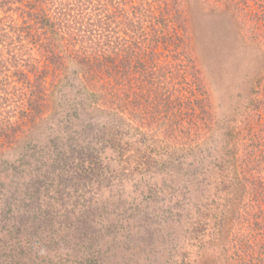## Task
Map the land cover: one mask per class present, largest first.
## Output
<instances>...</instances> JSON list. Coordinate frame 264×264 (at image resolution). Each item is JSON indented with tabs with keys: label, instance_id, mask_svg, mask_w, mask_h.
<instances>
[{
	"label": "rangeland",
	"instance_id": "1",
	"mask_svg": "<svg viewBox=\"0 0 264 264\" xmlns=\"http://www.w3.org/2000/svg\"><path fill=\"white\" fill-rule=\"evenodd\" d=\"M127 1L130 12L137 0ZM149 1L141 59L166 106L139 77L116 85L72 62L48 74L30 126L8 80L4 124L27 128L0 137V264L264 259V205L251 187L264 182V0Z\"/></svg>",
	"mask_w": 264,
	"mask_h": 264
},
{
	"label": "trees",
	"instance_id": "2",
	"mask_svg": "<svg viewBox=\"0 0 264 264\" xmlns=\"http://www.w3.org/2000/svg\"><path fill=\"white\" fill-rule=\"evenodd\" d=\"M12 4L19 7L14 8ZM120 6V0H0V137L11 138L27 128L22 120L15 126L4 124V114L13 108L11 98L6 97L12 85L8 80L16 82L11 95L20 93L22 107L19 110L20 104L16 102L15 111L22 119L28 116L31 126L41 117L47 104L48 74L54 76L72 62L82 71L93 68L95 76L108 74L116 85H121L127 75L139 77L141 84L137 86L141 90L147 88L152 94L158 93V104L166 106L168 96L160 86L163 84L148 80L153 76V68L141 59L146 39L142 38L143 21L151 15L150 1H135L129 7L130 12ZM158 23L163 24V20ZM113 24L116 27L124 24L130 39L119 40L111 27ZM128 39L132 42L130 45H127ZM68 49L70 52L66 51ZM32 51L39 53L41 66L34 64L37 59L33 58ZM180 112H174V118L180 116ZM253 154L252 150L248 151L249 156ZM252 184L255 201L264 205V182L256 179ZM255 264H264V259L260 258Z\"/></svg>",
	"mask_w": 264,
	"mask_h": 264
}]
</instances>
